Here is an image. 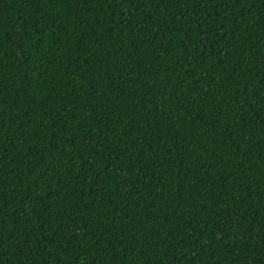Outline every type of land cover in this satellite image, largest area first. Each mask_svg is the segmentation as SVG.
<instances>
[{
  "label": "trees",
  "instance_id": "trees-1",
  "mask_svg": "<svg viewBox=\"0 0 264 264\" xmlns=\"http://www.w3.org/2000/svg\"><path fill=\"white\" fill-rule=\"evenodd\" d=\"M0 264H264V0H0Z\"/></svg>",
  "mask_w": 264,
  "mask_h": 264
}]
</instances>
